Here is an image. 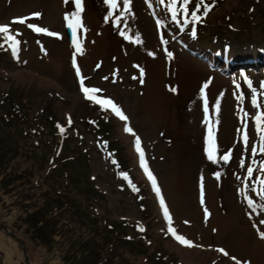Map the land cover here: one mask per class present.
I'll return each mask as SVG.
<instances>
[{
    "label": "rangeland",
    "instance_id": "374dc122",
    "mask_svg": "<svg viewBox=\"0 0 264 264\" xmlns=\"http://www.w3.org/2000/svg\"><path fill=\"white\" fill-rule=\"evenodd\" d=\"M126 2L116 0L113 7L108 0H81L83 27L77 28L76 40L87 34L84 24H92L93 35L104 41L127 35L138 39L143 47L154 49L164 61V55L170 58L168 90L162 89L164 98L156 100L158 111H152L149 119L140 117L136 62L130 67L108 66L105 49L94 53L82 45L77 51L68 27L74 20H66V16L73 18L78 13L76 0H0V25H10V34L20 41L14 54L5 34L0 33V148L29 180L48 176L57 192L63 191L75 203L80 202L77 212L67 208L62 211L70 224L90 225L87 215H96L110 227L112 240L105 238V243L115 245L123 256L113 258V264H158L136 243L145 232L157 235V243L172 264H235L232 257L243 264L246 261L238 255H223L218 243L202 245L195 241L185 248L178 242L169 228L183 232L182 221L187 219L178 214L173 219L163 192L166 196V178L172 176L175 182L170 192L176 191L180 198L187 196L191 177L183 173L177 161L181 155L182 160L190 156L193 169L205 177L206 207L229 217L231 224L245 231L242 233L248 236L247 242L264 246V133L260 131L264 124L256 120L264 114V0H189L187 13L183 0H176L175 18L172 0H130L127 8ZM21 17L28 18L25 24L13 23ZM28 24L58 35L38 33ZM157 42L165 47L159 48ZM81 77L84 86L100 90L92 93L95 99L85 97ZM223 96L229 102H225L223 112L216 111L214 104L223 102ZM106 100L120 109L126 117L124 123L112 105L102 103ZM205 100V121L200 118L203 128H197V136H204L191 152L182 133L174 135V126L184 132L183 124L179 126L173 116L174 104L179 109L202 105L205 110ZM102 111L105 115L100 123L95 119ZM208 121L217 122V127L209 126ZM129 124L134 128L130 134L126 133ZM209 128L215 136L212 159L208 156L209 142L203 141L209 136ZM134 138L140 140L138 147L155 185L134 156ZM226 154L230 156L227 161L223 159ZM169 166L173 169L170 174ZM249 167L253 169L251 176ZM133 178L145 181L132 182ZM0 196V264H66L30 240L17 218L22 207L9 203L7 193ZM164 207L171 222L164 215ZM101 238L99 234L92 237L99 243ZM220 241L224 246V240ZM109 252L98 249L100 255ZM89 261L84 257L77 264Z\"/></svg>",
    "mask_w": 264,
    "mask_h": 264
},
{
    "label": "bare ground",
    "instance_id": "6f19581e",
    "mask_svg": "<svg viewBox=\"0 0 264 264\" xmlns=\"http://www.w3.org/2000/svg\"><path fill=\"white\" fill-rule=\"evenodd\" d=\"M73 14H74V12H73ZM91 27H93L92 24L88 25L87 27H86V24H84V28L86 29L87 34L81 38V40H80L81 42L79 41L80 47L82 45H85L86 48L93 50L94 53L95 52L97 53V51L100 52V50L102 51L105 49V51L109 54V57H108L109 62H106V64L108 66H119L120 64H125V65L129 66V64H131L132 62L137 63L138 68H139V72H138L139 74H138V79H137L138 89H137L136 96H137V100L139 101V109L141 110L140 117H141V119H149L151 117L150 113L152 111H156V109H157L156 105H158V104H156L157 103L156 100H160V98L163 97L162 96V89L168 90L169 77H170V65H169L170 64V61H169L170 58L167 59V56L164 55V57L166 59L164 61L163 60L164 58L160 54L156 53L154 51V49H151L149 47H147V48L143 47L138 39L133 40L131 37H129L127 35H125L124 37L121 38V37H116L113 34L114 37L108 38L107 41H104V40H102L103 37L99 38V36L93 35L94 33H92ZM144 38L145 37H143V39ZM157 44H158L159 48L165 47V46H163L164 44L162 45V43L157 42ZM83 50H85V49H83ZM105 51H104V53H105ZM159 51H161V50H159ZM88 52H90V51H88ZM88 56H89V54H88ZM92 57H94V56H92ZM105 60L107 61V59H105ZM120 67H123V66L120 65ZM141 73H143V74H141ZM119 81H120V78H119ZM218 81L220 83L221 80H218ZM218 81H217V83H218ZM215 86H216V84H215ZM213 87H214V85H213ZM211 88L212 87H210V89ZM126 90H127V88H126ZM223 91L225 93V90H223ZM212 95H213V93H212ZM224 98H225V100L223 102L221 101L219 103V104H221V105H219V110L225 109L227 103L229 102L228 98H226V97H224ZM217 99H218V97L216 98V101H217ZM225 102H227V103H225ZM216 105L214 104L215 108H216ZM161 106H162V104H161ZM174 107H175V109L173 110V114H174L173 116L175 119L178 120L177 122H178L179 126L180 125L182 126V124H183V131H184V132H180L174 126V135L179 137L182 133V137H183L182 140H185L187 142V144H188L187 149L188 150L191 149V152H192L196 148L195 143L197 145H199L201 143L200 141H202V138L204 136V135L202 136L201 133L197 136V133L199 132L197 130V128H199L200 130H202V128H203V127H201L200 118H201V121L204 123L205 120L203 121V117H205L204 116L205 110L203 109L202 105H198V108H195V106H194V107H189L187 109H184V107L183 108L180 107V109H179L174 104ZM157 111H156V113H157ZM216 111H217V109H216ZM191 113H194V114L190 115ZM152 114H153V112H152ZM226 115H228V114H226ZM218 117H221V116H218ZM223 117H221V118H223ZM219 119H218V122H219ZM122 120L124 123V119H122ZM216 120H217V117H216L215 121ZM142 121H144V120H142ZM207 124L209 126L210 125L211 126L213 125V127L215 126L214 128H216L218 125L217 122L214 123V122H209V121ZM220 127H222V126H220ZM220 127H218V128L220 129ZM128 129H131V131H132V129H134V128H132L129 124ZM216 130H214V131L216 132ZM131 131L127 130L126 133L128 132L130 134ZM217 132H218V130H217ZM224 132L225 131H223L221 133H224ZM135 134H136V132H135ZM194 134H196V135H194ZM206 134L207 133H205V135ZM219 134H220V132H219ZM194 136H195V139H194ZM204 138H205V140H203V141H206L208 143V140H206L208 138H206V137H204ZM222 138H225V136H223ZM135 140L132 142L131 149H132L136 159L140 162L141 167L144 170V172L148 174V171H146V168H145L146 161L143 159V157H141L142 151L137 146ZM195 140H196V142H195ZM218 141H222V140H218ZM191 142H193L194 146L191 144ZM141 144H143V143H141ZM198 149H199V147H198ZM198 149H197V151H198ZM199 153L200 152L198 151V154ZM206 156H207V154H206ZM181 157H183V156L181 155L179 157V160L177 161V163L180 165V168L183 171V173L184 174L188 173L191 177V181L188 182V184H187L188 187L185 190V191H187V196L180 198V195L177 194L176 191L170 192V186L173 182H175V180H173L172 176H170L168 179L166 178V182H165V190L167 189L166 196H165V193L163 192L164 199H165V197L168 198L167 199L168 200L167 205L169 207L170 213L173 216V219H175V215H177V214L179 216L183 215L187 219L186 221H182L181 226H182L183 232L179 231L177 234L183 236L188 241H190L191 245H193L195 243V241H199L202 245H204L203 243H207V244L213 243L214 245L216 243H218L221 245L223 250L229 254V256L238 255L239 257H241V259L243 261H246L248 264H264V246L257 243V242H254L252 244L249 243V241L247 242L248 236L244 237L243 233H242L243 230L242 231L238 230L234 226V224H231L229 217H227V216L225 217L223 215L218 214L216 211H214V209L212 207H206V204L208 206L207 199L205 198L206 193L205 192L203 193V188L206 187L205 177L203 175H201L202 173L199 174L200 172L198 173L197 171H195L194 169H196V168L193 169L194 161L191 159L190 156H188V158L183 159V160ZM171 169L172 168H170V166H169L168 173L171 171ZM172 171H173V169H172ZM207 177H209V176H207ZM208 181H210V180H208ZM206 191H207V189H206ZM208 197H209V195H208ZM211 197H212V195H211ZM210 200H212V198ZM246 231L248 232V230H246ZM243 232H245V231H243ZM235 235L236 236L239 235L238 239L234 238ZM211 237H213L214 239H211ZM220 239L224 240V246L222 245ZM218 244H217V246H218ZM227 244H229V245H227ZM202 245H200V246H202ZM186 247L187 246L185 245V248ZM182 248H183V246H182ZM190 249H192V247ZM194 249H196V248H194ZM229 261L230 260L228 258V262ZM246 262H244V263H246Z\"/></svg>",
    "mask_w": 264,
    "mask_h": 264
},
{
    "label": "trees",
    "instance_id": "16d2710c",
    "mask_svg": "<svg viewBox=\"0 0 264 264\" xmlns=\"http://www.w3.org/2000/svg\"><path fill=\"white\" fill-rule=\"evenodd\" d=\"M104 115L105 111H102L100 118L97 117L95 120L100 122ZM14 164L0 148V194L7 193L10 196L9 203L22 207L17 218L22 224L23 232L28 234L30 240L43 247L47 254L59 256L66 264H77L78 261H83L84 257L90 258V264H113V258L123 257L116 250L115 245L105 243L106 239L112 240L111 230L96 215H87L92 221L90 225L84 222L77 226L70 224L68 218L62 215V211L67 208L77 212L80 202L75 203L74 199L63 191L57 192L48 176H38L31 181L23 172L17 171ZM140 181L144 180L132 179V182ZM22 183L25 185L19 187ZM73 231L77 234L74 235ZM94 234L102 237L100 243L92 239ZM145 234L144 237L139 236L136 239L139 250L155 263L172 264L157 243V235L152 232ZM99 247L110 252L105 256L100 255Z\"/></svg>",
    "mask_w": 264,
    "mask_h": 264
},
{
    "label": "snow or ice",
    "instance_id": "6c2138e0",
    "mask_svg": "<svg viewBox=\"0 0 264 264\" xmlns=\"http://www.w3.org/2000/svg\"><path fill=\"white\" fill-rule=\"evenodd\" d=\"M108 2L113 6L115 7L116 5V0H108ZM129 3H130V0H127V2L125 3V7L127 8L129 6ZM175 3H176V0H172V7H173V18H175L176 16V11H175ZM189 3V0H183V7H184V11L185 13H187V5ZM76 4L78 6V13L76 14L75 17L73 18H69L66 16V20H74V23L73 22H70L68 24V27L70 29H72V32H73V37H74V43L76 45V48H77V51H80L81 48H80V44L79 42L76 40V32H77V28L78 27H83L82 25V22L80 20V17H79V11H82V8L80 7V4H81V0H76ZM196 11H199V8L196 9ZM196 11H193L192 12V16L193 18H196ZM208 11V8L205 7V14L207 13ZM39 13H34L33 16L35 17H39ZM27 17H21V18H17L13 21V23H19V24H25L26 21H27ZM29 28H32L34 31L38 32V33H44L46 35H49V36H57L58 34L57 33H54V32H49L47 29L45 28H42V27H38V26H35V25H32V24H28L27 25ZM0 33H4L5 36H4V39L5 41L8 43L9 47L12 49L13 53L15 54L17 49H18V46H19V43L20 41H18L16 39V36L15 35H12L10 34V25H0ZM123 34V33H122ZM18 35V33H17ZM193 35H195V32H193ZM151 54V53H150ZM169 55H171V53H169ZM77 74L79 75V68H77ZM143 74V73H141ZM84 78L81 77V87H82V91L84 92L85 94V97L87 99H95V97L92 95V93H96V92H99L100 90L97 89V88H89V87H86L84 86ZM205 88L207 87V84H205L204 86ZM203 91V90H202ZM98 103H101V101L97 100ZM102 103L104 104H110L112 105V110L114 112H116L117 115L120 116L121 119H126V117L123 116V114L121 113L120 109L118 107H116L111 100H106V101H103ZM216 109L217 111L219 110V104L217 103L216 105ZM205 111H207V101L205 100ZM256 120L258 122V124H264V114H261V115H258L256 117ZM128 131H131V129H127ZM260 131L262 133H264V128H260ZM243 139H244V142L245 144H247V140H248V136H247V133L245 132L244 135H243ZM262 140H264V136H262ZM208 142H209V150H208V156H209V159H212L213 156H214V153H215V143H214V137L212 135V129L209 128V136H208ZM136 144L137 146H139L140 144V140L139 138L136 139ZM253 153H255L256 149L253 148L252 149ZM261 151H264V146L261 147ZM141 157H143V153L141 152ZM230 158L229 154H226L223 159L225 161H227L228 159ZM264 170V169H262ZM147 171V169H146ZM252 172H253V169L251 167L248 168V175L251 176L252 175ZM148 176H149V179L152 180L153 184L155 185V179L154 177H152L151 173L148 172ZM261 184H264V181H261ZM157 192H159V189L157 188L156 189ZM161 205L163 206L164 204V201L163 199H161ZM164 215L165 217L169 220V222H171V216L169 215V212H168V209L167 207H164ZM142 230V229H141ZM169 231L172 233V235L177 239L178 242H180L181 244H184L186 246H192L191 245V242L188 241L186 238H184L183 236L181 235H178L174 229L172 228H169ZM220 252L223 253V255L227 256L229 255L226 251H224L223 249H220L219 250ZM233 260H235V264H241V262L239 260H237L235 257H232Z\"/></svg>",
    "mask_w": 264,
    "mask_h": 264
}]
</instances>
